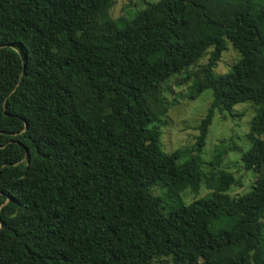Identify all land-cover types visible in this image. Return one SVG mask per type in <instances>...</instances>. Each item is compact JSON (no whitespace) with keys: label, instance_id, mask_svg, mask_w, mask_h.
<instances>
[{"label":"trees","instance_id":"16d2710c","mask_svg":"<svg viewBox=\"0 0 264 264\" xmlns=\"http://www.w3.org/2000/svg\"><path fill=\"white\" fill-rule=\"evenodd\" d=\"M112 2L0 0V264H264V0H145L116 18ZM228 40L239 57L215 72ZM204 53L195 151H166L162 82ZM246 101L240 159L258 176L232 194L198 153L215 110ZM157 181L210 190L167 205Z\"/></svg>","mask_w":264,"mask_h":264},{"label":"rangeland","instance_id":"374dc122","mask_svg":"<svg viewBox=\"0 0 264 264\" xmlns=\"http://www.w3.org/2000/svg\"><path fill=\"white\" fill-rule=\"evenodd\" d=\"M144 1L113 0L108 13L113 18L119 15L131 16L143 6ZM238 57L239 51L228 40V47L222 52L221 58L215 63L213 70L215 72L229 70ZM206 60L207 53H204L187 69L174 73L162 82L161 98L159 97L161 102L158 104L163 109L160 110L156 106L154 111L159 115L158 122L161 123L162 131L160 142L166 151L177 147L182 149L184 154L195 151V136L199 132L196 125L209 106L212 97L211 88L203 89L196 96L190 95L196 83L194 70ZM253 110L254 105L248 101L234 105L233 111L236 114L240 112L239 115L232 116L229 113L225 114V112L215 110L205 142L198 153L201 165L210 177L215 176L220 169L233 173L237 182L230 185L229 191L232 194H239L248 189L253 179L258 176L255 171L245 169L240 159L242 150L250 145L246 133ZM151 189L155 194L163 197L167 205H176L178 200L189 202L210 190L206 184H202L197 190L187 187L180 192H173L159 181L155 182ZM167 205L164 210H167ZM152 264H171V262L169 258L162 257L153 258Z\"/></svg>","mask_w":264,"mask_h":264},{"label":"water","instance_id":"95a60500","mask_svg":"<svg viewBox=\"0 0 264 264\" xmlns=\"http://www.w3.org/2000/svg\"><path fill=\"white\" fill-rule=\"evenodd\" d=\"M26 151H27V149H26Z\"/></svg>","mask_w":264,"mask_h":264}]
</instances>
